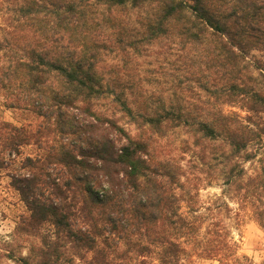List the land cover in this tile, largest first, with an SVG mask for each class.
I'll return each instance as SVG.
<instances>
[{
    "label": "trees",
    "instance_id": "1",
    "mask_svg": "<svg viewBox=\"0 0 264 264\" xmlns=\"http://www.w3.org/2000/svg\"><path fill=\"white\" fill-rule=\"evenodd\" d=\"M168 47L189 75L167 101L139 65ZM0 93L38 118L0 119V176L26 208L13 235L38 241L0 260L255 264L157 140L186 129L207 174L264 229V0H0Z\"/></svg>",
    "mask_w": 264,
    "mask_h": 264
},
{
    "label": "rangeland",
    "instance_id": "2",
    "mask_svg": "<svg viewBox=\"0 0 264 264\" xmlns=\"http://www.w3.org/2000/svg\"><path fill=\"white\" fill-rule=\"evenodd\" d=\"M186 57L176 49L156 48L150 55L140 58L139 72L145 78L144 86L156 92L164 90V97L168 101L171 99L169 86L176 80L189 75L185 67ZM187 86V85H186ZM168 88V89H167ZM186 101L189 102V92H182ZM102 108L109 106L102 104ZM228 108V107H227ZM235 109V108H233ZM0 119L8 120L14 124L30 122L34 124L38 118L31 112L20 109L6 108L3 104V96L0 93ZM120 122L131 132H137L136 125L129 121L126 116L120 118ZM158 151L163 156L173 157L178 161L185 172L186 186L189 187V176H197L198 184V205L200 208L216 205L214 212L221 217L228 225L233 238L239 245V253L246 255L255 264H264V229L251 217L248 210L240 208L236 201L231 198L230 191L224 189L222 178L218 173L211 176L207 174V165L202 163L196 153L189 147V133L186 129L178 127L168 131L165 136L158 137ZM33 146H25L24 153H32ZM246 166H249L246 163ZM189 201L182 203V209L187 210ZM26 212L24 203L20 200L18 193L9 186V179L6 174L0 176V243L4 240L10 241L12 245L3 246L15 255L29 252L31 244H36L37 238L33 236L15 237L13 235L14 226L22 213ZM0 264H18L2 257ZM72 264H84L80 260H75ZM138 264V263H136ZM146 264H156V260L146 262ZM191 264H220L215 259L193 257Z\"/></svg>",
    "mask_w": 264,
    "mask_h": 264
}]
</instances>
